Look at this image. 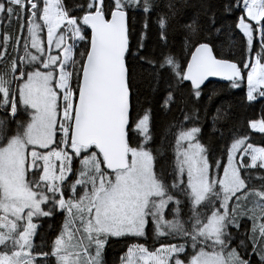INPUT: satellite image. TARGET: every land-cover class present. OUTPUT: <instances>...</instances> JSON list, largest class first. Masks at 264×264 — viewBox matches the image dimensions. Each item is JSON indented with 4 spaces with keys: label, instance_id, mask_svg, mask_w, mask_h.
I'll return each instance as SVG.
<instances>
[{
    "label": "snow or ice",
    "instance_id": "obj_1",
    "mask_svg": "<svg viewBox=\"0 0 264 264\" xmlns=\"http://www.w3.org/2000/svg\"><path fill=\"white\" fill-rule=\"evenodd\" d=\"M249 131L264 0H0V264H264Z\"/></svg>",
    "mask_w": 264,
    "mask_h": 264
},
{
    "label": "trees",
    "instance_id": "obj_2",
    "mask_svg": "<svg viewBox=\"0 0 264 264\" xmlns=\"http://www.w3.org/2000/svg\"><path fill=\"white\" fill-rule=\"evenodd\" d=\"M229 21H226L228 23ZM222 82H211L208 85L209 94H211V90H219L222 87ZM241 93L238 90L235 89H228L227 94H224L221 96L220 99H217L214 101V105H219L221 103L227 105L229 103H232L234 100H238ZM207 99V97H205ZM259 110V105H257V111ZM252 116V110L251 109H244L243 107H240L239 105L235 106V123L238 127L243 126L246 119L251 118ZM250 136V142L257 144L259 146H264V135L259 134L257 132L249 131L246 133ZM143 242V241H140ZM124 249V242L120 240L119 242L111 243L106 254V259H108L109 262H111V258L115 257V259L118 257L121 250ZM114 259V258H113Z\"/></svg>",
    "mask_w": 264,
    "mask_h": 264
},
{
    "label": "flooded vegetation",
    "instance_id": "obj_3",
    "mask_svg": "<svg viewBox=\"0 0 264 264\" xmlns=\"http://www.w3.org/2000/svg\"><path fill=\"white\" fill-rule=\"evenodd\" d=\"M49 226H51L52 228H55L56 223L53 221H49L48 224L45 225V228L47 229ZM120 240H113L111 243H115V242H119ZM110 246V245H109ZM109 248V247H108ZM107 248V250H108ZM106 250V252H107ZM121 252V251H120Z\"/></svg>",
    "mask_w": 264,
    "mask_h": 264
},
{
    "label": "rangeland",
    "instance_id": "obj_4",
    "mask_svg": "<svg viewBox=\"0 0 264 264\" xmlns=\"http://www.w3.org/2000/svg\"><path fill=\"white\" fill-rule=\"evenodd\" d=\"M110 244H111V243H110ZM110 244H109V245H110ZM109 245L107 246V248L109 247ZM106 250H107V249H106ZM123 250H124V249H123ZM123 250H121V252L119 253V255H118V257H117L116 259H115V257H113L114 259L111 258V260H112V261H114V260H118L119 256L122 254V251H123ZM105 259H106V257H105ZM106 260H108V259H106ZM112 261H111V262H112ZM111 262H110V264H111Z\"/></svg>",
    "mask_w": 264,
    "mask_h": 264
},
{
    "label": "water",
    "instance_id": "obj_5",
    "mask_svg": "<svg viewBox=\"0 0 264 264\" xmlns=\"http://www.w3.org/2000/svg\"><path fill=\"white\" fill-rule=\"evenodd\" d=\"M211 82H222L224 83L223 81L220 80V78H209Z\"/></svg>",
    "mask_w": 264,
    "mask_h": 264
}]
</instances>
